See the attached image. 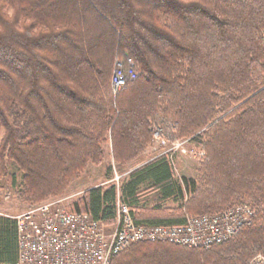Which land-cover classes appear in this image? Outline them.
I'll return each instance as SVG.
<instances>
[{"label": "trees", "instance_id": "obj_1", "mask_svg": "<svg viewBox=\"0 0 264 264\" xmlns=\"http://www.w3.org/2000/svg\"><path fill=\"white\" fill-rule=\"evenodd\" d=\"M263 34L264 0H0V181L29 204L60 196L108 145L116 165H129L154 126L172 123L204 150L197 178L179 185L190 197L143 207L130 182L122 192L135 221L182 224L184 207L201 215L240 204L256 216L208 249L138 242L111 264H247L264 254ZM126 56L139 75L114 95L113 66ZM158 163L154 186L175 190L165 156L140 170ZM116 204V186L96 187L71 210L111 223ZM6 220L1 254L12 255Z\"/></svg>", "mask_w": 264, "mask_h": 264}, {"label": "built area", "instance_id": "obj_2", "mask_svg": "<svg viewBox=\"0 0 264 264\" xmlns=\"http://www.w3.org/2000/svg\"><path fill=\"white\" fill-rule=\"evenodd\" d=\"M138 75L132 57L117 59L111 77L113 94L117 95ZM170 134H175L172 123L164 128L153 127L155 142L164 147V152L154 159L165 156L173 167L174 154L186 153L187 140L169 141ZM63 201L42 202L13 216L18 230L17 264H111L118 254L138 242H170L208 249L251 225L257 213L252 206L240 204L215 213L186 215L182 224H140L130 206L118 200L116 217L108 223L90 213L68 209ZM247 264H264V254H256Z\"/></svg>", "mask_w": 264, "mask_h": 264}, {"label": "rangeland", "instance_id": "obj_3", "mask_svg": "<svg viewBox=\"0 0 264 264\" xmlns=\"http://www.w3.org/2000/svg\"><path fill=\"white\" fill-rule=\"evenodd\" d=\"M114 69V66H113ZM176 139L181 140H187L185 142L184 148H186V153L180 152L174 154V165L172 167L176 182H183L185 185V180L188 179H196L198 175V171L201 167L204 150L200 145H198L196 142L193 141L191 137H178L177 134H170L169 141H173ZM164 147L160 146L157 141L155 142L154 138L152 140V143L147 147L144 154H142L139 158H137L134 162H132L129 165L126 166H119L112 161V155H111V146H107V155L105 157L104 162L101 165H92L90 164L86 171L77 179H75L69 186L68 190L57 197H50L48 199H45L43 201L29 204L28 202H25L21 200L17 194L16 189L12 187L9 182H7L6 179H1L0 181V216L3 214H7L10 216H15L19 213H22L32 206H35L37 204H40L42 202L55 200V199H63V203H65V206L68 209H71V207L74 205L77 200H79L80 196L82 195L83 190L91 185H97L104 183L105 180L108 178L107 176H110L111 182L114 183L117 187L121 188L128 180L130 179V175L138 169L136 165L134 164L138 163V161L141 160H147L148 163L151 161H154V157L159 156L162 152H164ZM9 168L11 171H14L17 173L18 181L21 180V173L13 168L11 166V163H9ZM117 176H119V179H117ZM141 191L146 192L150 190L149 184L143 183L140 186ZM148 193V192H147ZM146 194V193H145ZM190 197V194H188L185 190V200L183 198L181 199V206H184V203H186L187 199ZM158 198V195H154L151 198V202L147 203L145 200L140 201L141 206L143 207H155V206H161V207H167L168 202H160ZM180 201V200H179ZM174 202V201H173ZM176 203V202H174ZM165 204V205H164ZM225 210V209H224ZM184 215H194L187 211L186 207H184ZM222 211V210H221ZM219 212V211H217ZM210 213V212H208ZM215 213V212H211ZM195 216V215H194ZM249 262V261H248ZM247 262V263H248Z\"/></svg>", "mask_w": 264, "mask_h": 264}, {"label": "crops", "instance_id": "obj_4", "mask_svg": "<svg viewBox=\"0 0 264 264\" xmlns=\"http://www.w3.org/2000/svg\"><path fill=\"white\" fill-rule=\"evenodd\" d=\"M111 146V144H110ZM112 161H114L112 159ZM148 163L147 160H139L138 163L134 164V166L136 165V167H138V169H136L128 178L127 182L124 184H128V183H135L136 184V198L139 201L145 200V202L149 203L151 202V198L154 195H158V198H160V202H164L167 203L168 202V206L170 208H176L178 206H180V202L181 199L183 198V196L185 195H179V185H182V187L184 188V184L183 182H176L175 180H177L175 178L174 172L172 167L170 166H166L165 168L168 170L169 176L170 178L173 180L174 185H175V190L174 189H169V190H162V189H158L156 188L154 185L156 184V179H154L153 175H151L152 170H154L155 168H157L158 166H162L161 163L155 164L153 167H150L149 169H145V170H140L143 166H145ZM136 171H139L136 173ZM136 173V174H134ZM111 178H107L105 180L104 183L101 184H97V185H91L86 187L83 192L82 195L80 196V198H83L85 193L91 189H94L96 187H101L103 192L108 190L111 186H116L114 183L111 182ZM148 183L150 187H152L149 191L143 192L140 189V186L143 183ZM124 185L122 187H124ZM122 187L119 188L116 186V190H117V201L120 200L123 203H129L130 201V197L129 195L125 194L122 192ZM148 192V193H147ZM146 193V194H145ZM180 200V201H179ZM78 201V200H77ZM176 203H174V202ZM76 202L74 203L73 206H75ZM165 205V204H164ZM83 212L86 213H90L87 210H84ZM91 214V213H90ZM1 217H3L4 219H7L4 222V227L6 226V228L8 227L9 229H11L10 231H12L10 234L12 239H13V254L12 255H7V254H1V247H0V264H17L18 262V256H19V248H18V240H17V228H16V222L15 219L13 218V216L7 215V214H3L1 215ZM4 255V256H3Z\"/></svg>", "mask_w": 264, "mask_h": 264}]
</instances>
